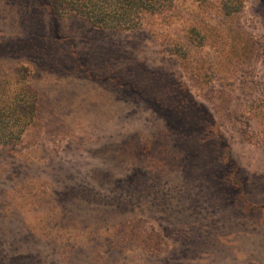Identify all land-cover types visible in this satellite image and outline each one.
<instances>
[{
    "label": "rangeland",
    "instance_id": "rangeland-1",
    "mask_svg": "<svg viewBox=\"0 0 264 264\" xmlns=\"http://www.w3.org/2000/svg\"><path fill=\"white\" fill-rule=\"evenodd\" d=\"M48 1L0 0V80L34 95L0 147V264H264V0L133 32Z\"/></svg>",
    "mask_w": 264,
    "mask_h": 264
},
{
    "label": "trees",
    "instance_id": "trees-1",
    "mask_svg": "<svg viewBox=\"0 0 264 264\" xmlns=\"http://www.w3.org/2000/svg\"><path fill=\"white\" fill-rule=\"evenodd\" d=\"M179 0H49L51 13L58 17H79L93 27L106 30L137 31L147 22L171 17ZM207 3L208 0H191ZM221 11L232 16L239 11L224 2ZM25 78L0 80V147L15 146L34 119V95ZM232 185L243 187L238 168L226 164ZM240 188V189H241Z\"/></svg>",
    "mask_w": 264,
    "mask_h": 264
}]
</instances>
